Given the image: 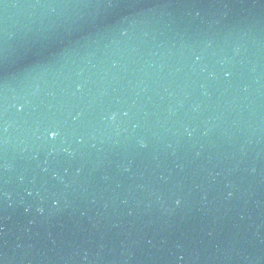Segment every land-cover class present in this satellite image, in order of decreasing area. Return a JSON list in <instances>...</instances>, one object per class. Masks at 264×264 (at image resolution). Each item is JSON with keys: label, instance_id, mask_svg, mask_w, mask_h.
Wrapping results in <instances>:
<instances>
[{"label": "water", "instance_id": "95a60500", "mask_svg": "<svg viewBox=\"0 0 264 264\" xmlns=\"http://www.w3.org/2000/svg\"><path fill=\"white\" fill-rule=\"evenodd\" d=\"M0 264H264V0H0Z\"/></svg>", "mask_w": 264, "mask_h": 264}, {"label": "clouds", "instance_id": "9594fccd", "mask_svg": "<svg viewBox=\"0 0 264 264\" xmlns=\"http://www.w3.org/2000/svg\"><path fill=\"white\" fill-rule=\"evenodd\" d=\"M57 135V132H50L49 136L50 137H55ZM179 203V201H177V204Z\"/></svg>", "mask_w": 264, "mask_h": 264}]
</instances>
